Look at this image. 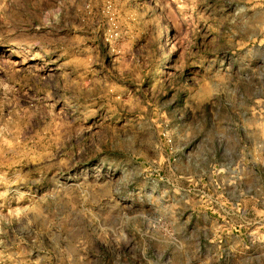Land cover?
Returning a JSON list of instances; mask_svg holds the SVG:
<instances>
[{
	"label": "rangeland",
	"instance_id": "374dc122",
	"mask_svg": "<svg viewBox=\"0 0 264 264\" xmlns=\"http://www.w3.org/2000/svg\"><path fill=\"white\" fill-rule=\"evenodd\" d=\"M263 212L264 0H0V264H251Z\"/></svg>",
	"mask_w": 264,
	"mask_h": 264
},
{
	"label": "crops",
	"instance_id": "0c3cea01",
	"mask_svg": "<svg viewBox=\"0 0 264 264\" xmlns=\"http://www.w3.org/2000/svg\"><path fill=\"white\" fill-rule=\"evenodd\" d=\"M264 213V212H263ZM232 230L229 231L231 233V240L234 241V247L236 250H245L252 249L251 258L248 257L246 260L249 262L252 260L251 264H262L261 261L264 259V227H258L256 233L258 236L257 242L244 240V230L243 226H235L231 227ZM234 238V239H233ZM228 243V242H227ZM243 253V252H241ZM245 258L243 256H237L236 264H245ZM250 264V263H246Z\"/></svg>",
	"mask_w": 264,
	"mask_h": 264
}]
</instances>
